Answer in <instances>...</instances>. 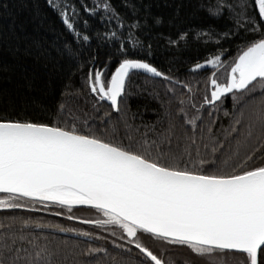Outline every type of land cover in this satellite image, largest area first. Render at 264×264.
I'll use <instances>...</instances> for the list:
<instances>
[{
    "label": "snow or ice",
    "instance_id": "snow-or-ice-1",
    "mask_svg": "<svg viewBox=\"0 0 264 264\" xmlns=\"http://www.w3.org/2000/svg\"><path fill=\"white\" fill-rule=\"evenodd\" d=\"M165 3L174 10L167 21L173 24L184 0ZM46 4L73 42L45 46L33 39L25 54L53 69L65 59L75 64L73 71L89 67L76 93L65 86L54 113L35 97L0 93V210L37 211L41 205L40 210L59 209L54 215L67 214L93 230L4 213L0 264H264V23L257 20V12L264 20V0H199L198 9L211 17L227 11L234 28L197 30V39L220 44L241 30L252 39H244L230 61L221 60L227 52L221 48L193 65L195 71L226 64L224 82L211 74L210 99L205 95L199 106L192 103L194 113L186 106L191 97H176L175 84L191 91L190 84L147 59L130 58L133 52L151 56L154 30L166 23L163 13L152 11V0H120L122 12L112 0ZM85 13L103 29L93 30ZM40 16L37 5L33 18ZM188 35L180 30L175 39L167 36V44L179 49ZM106 45L112 50L100 61L99 49ZM131 70H143L146 82L167 81L166 94L178 100L175 110L169 98L167 107L161 101L162 114L153 109L155 121L141 117L137 124L135 113L129 118L128 98L137 94L129 87ZM75 94L86 103L91 99V113L74 114L68 107L65 98ZM225 94L233 101L231 110H224L227 125L215 115ZM148 95L160 99L157 92ZM21 104V112L37 105L49 121L13 115ZM74 206H90V215H74ZM56 231L77 238L56 239ZM169 245L183 246L186 255L176 258Z\"/></svg>",
    "mask_w": 264,
    "mask_h": 264
},
{
    "label": "trees",
    "instance_id": "trees-1",
    "mask_svg": "<svg viewBox=\"0 0 264 264\" xmlns=\"http://www.w3.org/2000/svg\"><path fill=\"white\" fill-rule=\"evenodd\" d=\"M112 2L119 11H123L120 7V0H112ZM179 2L180 0H176V3ZM76 3L79 6V0H76ZM88 3L91 4V0H88ZM152 3V11L154 13H163L166 23L163 28L154 30V35L151 39L153 47L151 56H147L143 52H133L130 58L147 59L160 70L190 84L191 91L181 84H175L176 97L180 99L191 97V101L186 106L190 112L194 113L196 109L191 108V104L194 103L199 106L203 103L205 95L208 98L210 96L209 83L211 74L216 71L217 75H219V81L224 82L226 64L219 66L216 70L208 69L206 66L205 70L195 71L192 70L193 65L197 62L203 63L205 59L211 58V54H220L221 48L227 49L226 54L221 56V60L230 61L237 55L238 46L242 45L244 39H252V35L246 34L241 30L239 36L229 41H223L220 44L215 42L205 43L204 40L207 37L196 38L197 30L211 29L214 32H224L228 28H234L232 20L228 18L227 11H225L223 17H211L206 11L198 9L199 0H184L185 7L179 17L175 19L173 24H169L167 21L174 14L173 8L166 6L165 0H152ZM167 3L171 4L172 0H167ZM4 4L8 5L7 9L3 7ZM37 5L40 7L42 16L34 19ZM84 16L90 20L93 30L103 29L102 22L97 18L88 17L87 13ZM129 19H131V15H129ZM41 20H43V23H41ZM257 20L264 23L258 12ZM180 30L189 33L187 41H181L179 49L175 46H169L166 41L167 36L171 35L175 39ZM155 32H162L164 35L159 37L155 35ZM33 39L41 40L45 46L52 42L65 40L73 42L72 34L67 31L58 14L48 7L46 0H0V93L7 91L13 96L19 95L21 98L27 99L35 97L51 108L54 113L62 100V93L66 91V85L68 86L67 91L71 93H76V90L81 88V77L82 75H87L89 65L85 64L83 71L78 69L73 71L76 68L75 64L65 59L61 60L59 66L55 69L52 68L51 64L45 67L42 61H37L34 56L25 54L24 49L32 43ZM95 45L96 41L93 40L92 47L95 48ZM16 48L19 50L13 54V50ZM111 50L107 45L99 49L100 61L105 60V53ZM4 65L7 66L6 70ZM97 66H100L99 62ZM135 85H139L140 88H136ZM169 86L168 82L162 80V78L146 82L144 75L135 72L131 73L129 87L131 91L137 94L128 98V106L131 109L128 113L129 118H131L132 113H135V122L137 124L141 122V117L144 122L151 123L156 120L157 115L153 112V109L160 110L162 114L161 101L167 107L169 98L172 99V108L175 110L178 100L176 97H172L171 93L166 94ZM141 89H147V91L141 92ZM149 92L159 93L160 99H153L148 95ZM65 102L69 108L73 109L74 114L83 115L85 111L91 113V99L89 98L86 103L83 95L75 94L66 97ZM217 103L221 104V102ZM232 104V97L229 94L224 97L219 113L215 114L224 125L228 123L224 110H231ZM23 108L24 106L21 104L13 112V115H19L21 119L31 118L44 122H48L50 119L49 113L42 111L37 105H29L21 112L20 109ZM122 108H124V105H122ZM204 108L210 109L211 106L204 105ZM202 114L205 121H207V111ZM96 123H99V121H96ZM215 127L219 129L220 124H216ZM2 214L4 213H0V215ZM40 222L62 225L51 219L40 220ZM47 230L49 229H45V231ZM54 236L56 239L65 238V236L56 234ZM67 238L70 240L74 239ZM109 247H111L110 243ZM178 256L176 258L179 259L180 257Z\"/></svg>",
    "mask_w": 264,
    "mask_h": 264
},
{
    "label": "rangeland",
    "instance_id": "rangeland-1",
    "mask_svg": "<svg viewBox=\"0 0 264 264\" xmlns=\"http://www.w3.org/2000/svg\"><path fill=\"white\" fill-rule=\"evenodd\" d=\"M206 68L208 69H214L212 66H207ZM204 68V70L206 69ZM218 68V67H216ZM37 211H29L27 209H14V210H0V213H8V214H13V213H18V214H23V215H30L32 217H34L35 219H38L39 221H45L48 218L57 216L54 215L55 211H59V209H52L51 211H46V210H40L42 209L41 205H37ZM82 213L86 214V215H90V211L89 210H77L73 213L74 215H82ZM60 217L62 220L64 221H69V219H67V214L65 215H60L57 216ZM56 217V218H57ZM88 217V216H87ZM59 219V218H58ZM104 235H108L107 233H102ZM112 239V237H109V241ZM171 249V254L174 255L175 257L178 256L180 258H182L183 256L186 255V250L183 246L180 245H169L168 246ZM155 251L159 252V249H154Z\"/></svg>",
    "mask_w": 264,
    "mask_h": 264
},
{
    "label": "flooded vegetation",
    "instance_id": "flooded-vegetation-1",
    "mask_svg": "<svg viewBox=\"0 0 264 264\" xmlns=\"http://www.w3.org/2000/svg\"><path fill=\"white\" fill-rule=\"evenodd\" d=\"M217 68H215V70H216ZM214 72H216V71H214ZM211 77V76H210ZM219 77V75H217V78ZM218 82H223V81H219V78H218ZM210 88L212 89V86H209V90H210ZM210 94V93H209ZM229 95V94H228ZM227 96V95H226ZM225 96V97H226ZM209 99H210V96H209ZM77 210H88V209H77ZM90 211V210H89ZM82 216H85V217H87V216H89V215H86V214H84V213H82ZM57 216H54V217H51V218H48V219H51V220H55L56 222H59V223H61L64 227H79V228H83V229H86V230H89V231H91V230H93V226H91V225H85V224H83L82 223V221H80V220H69V221H64V220H62L60 217H57ZM59 218V219H58ZM102 234V233H101ZM102 235H104V234H102Z\"/></svg>",
    "mask_w": 264,
    "mask_h": 264
},
{
    "label": "water",
    "instance_id": "water-1",
    "mask_svg": "<svg viewBox=\"0 0 264 264\" xmlns=\"http://www.w3.org/2000/svg\"><path fill=\"white\" fill-rule=\"evenodd\" d=\"M133 72H136V73H139V74H142V75H147V74H145V73H143V70H131V73H133ZM210 86H211V84H210ZM211 88H210V96H211ZM226 95H228V94H225V96ZM74 208L75 209H88V210H90V206H74ZM84 224V223H83ZM85 225H88V224H85ZM47 231H51L50 229L49 230H47ZM54 234H56V235H60V236H65V237H69V238H74V239H76L77 237L75 236V234H73V233H62V232H58V231H56V232H54Z\"/></svg>",
    "mask_w": 264,
    "mask_h": 264
}]
</instances>
